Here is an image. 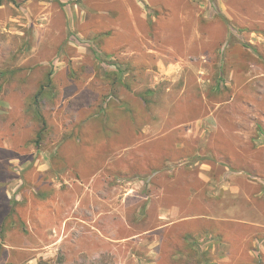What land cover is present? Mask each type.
I'll return each mask as SVG.
<instances>
[{"label":"rangeland","instance_id":"1","mask_svg":"<svg viewBox=\"0 0 264 264\" xmlns=\"http://www.w3.org/2000/svg\"><path fill=\"white\" fill-rule=\"evenodd\" d=\"M2 1L0 264H264V0Z\"/></svg>","mask_w":264,"mask_h":264},{"label":"trees","instance_id":"2","mask_svg":"<svg viewBox=\"0 0 264 264\" xmlns=\"http://www.w3.org/2000/svg\"><path fill=\"white\" fill-rule=\"evenodd\" d=\"M2 5H3V1L0 0V6H2ZM225 22H229V21L225 20ZM49 81H50V79H49ZM42 90H43V88H42V89L36 94V96H35L34 99H33V104H34L33 107H34L36 110H34V108H33L32 111L34 110L36 117L41 118V119L43 120V123H46V121L44 120V118L42 117L41 113L39 112V110H38V108H37V107L39 106L40 97H41V95L43 94V91H42ZM108 119L110 120V117H108ZM108 119H107V120H108ZM104 122H106V121H104ZM110 123H111V120H110ZM110 127H111L110 125H109V127L104 126L103 129H102L103 133L106 134V132H107V134H108V131H109V128H110ZM138 128H140L141 131H142V129H143L142 127H139V126H138ZM112 130H113V129H112ZM136 132H137V131H136ZM139 134H140V132H139ZM38 138L40 139V135H39ZM37 142H39V141H37ZM136 142H137V140H136ZM127 146H128V145H126L125 148H127ZM132 146H134V145H132ZM251 173L254 175L255 178L260 179V181L264 183V175H263V173H262L260 170L252 169ZM261 194L264 195V184H263L262 187H261ZM16 202H17V203H16ZM16 202H15L14 204H18V201H17V200H16ZM15 212H16L15 209H13V210L11 211L12 214H14ZM12 214H10V215H12ZM10 215H9V216H10ZM248 217H249V218H248ZM233 221H234L235 223L241 225V226L244 227V228H251V227L254 226L256 223H258L257 220H251V219H250V216L245 217V219H235V220H233ZM4 230H5L4 226H1V232H0V235H1L2 238H3V232H4ZM38 264H54V263H53L52 261H50V260H41V261H39Z\"/></svg>","mask_w":264,"mask_h":264},{"label":"crops","instance_id":"3","mask_svg":"<svg viewBox=\"0 0 264 264\" xmlns=\"http://www.w3.org/2000/svg\"><path fill=\"white\" fill-rule=\"evenodd\" d=\"M121 71H124L123 67L119 64L117 69H115V72H117L119 75H121ZM182 126V125H181ZM17 200H19V198H17Z\"/></svg>","mask_w":264,"mask_h":264}]
</instances>
